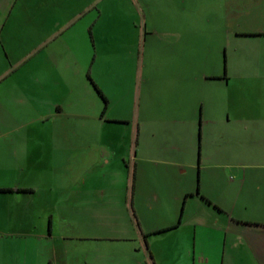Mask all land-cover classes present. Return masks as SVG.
<instances>
[{
	"label": "crops",
	"instance_id": "crops-1",
	"mask_svg": "<svg viewBox=\"0 0 264 264\" xmlns=\"http://www.w3.org/2000/svg\"><path fill=\"white\" fill-rule=\"evenodd\" d=\"M94 1L0 0V264H264V0H209L188 33L169 25L186 62L163 73L156 116L177 126L155 141L145 110L133 127L103 88L85 108L63 86L79 50L99 55L74 36ZM222 50L232 64L205 69Z\"/></svg>",
	"mask_w": 264,
	"mask_h": 264
},
{
	"label": "rangeland",
	"instance_id": "rangeland-1",
	"mask_svg": "<svg viewBox=\"0 0 264 264\" xmlns=\"http://www.w3.org/2000/svg\"><path fill=\"white\" fill-rule=\"evenodd\" d=\"M204 3H209V0L94 1L93 4L96 5L89 6L86 12L88 14L84 15L75 27L78 30L81 28L82 31H79L74 36L79 37L80 34L84 36L89 42L90 50L95 47L94 44L97 45L99 55L94 61L95 55L93 52L87 53L84 49L79 50L77 53L78 62L82 69L80 72L63 71L66 72L61 75L63 82L65 80L68 82V84H63V86L66 89H73L74 100L78 97L77 100L85 108L90 103L93 105L95 100L92 101L91 99L93 96L95 99L96 95L103 104H106L105 100L97 92L95 85L101 89L103 88L109 96L108 115L113 111L120 112L123 116L133 120L131 124L134 127L136 123L134 121L140 120V111L143 110L144 112L145 110L149 114V119L142 131L144 130L148 134L150 141H155L161 137L160 134L162 133L167 136L170 126H177V124L171 122H165V124L157 119L156 116L161 102H171V94L167 92L169 90V82H167L163 73L174 65L183 66L186 62V60L182 59L173 60L169 55L172 51L170 43H167L168 39H172L169 33L171 30L169 25H178L179 23L176 21H183L184 34H186V31L188 33L187 20L193 18V21H197L205 18L208 9L204 7L206 10H202ZM84 19H88L90 23L97 19L98 23L94 25L95 35L94 33L93 35L96 39L94 43L93 35L85 27L86 25H83ZM114 21H116L115 27L108 26ZM129 21H133L130 24L132 26L127 25ZM140 34L141 36L138 38ZM144 36H146L145 44L143 42ZM71 38L78 39L75 37ZM121 38L129 41L128 44L124 45L125 47L122 45ZM136 38L139 39L138 42H135ZM112 46L115 47V51L105 55L104 49L108 48L107 50L110 51ZM228 50V55L230 54L231 57V48ZM228 59L223 50L216 52L215 57H212L211 60H204L205 63L207 62L205 69L208 71L222 69L223 71L227 61L229 66L232 64L231 58ZM53 82L54 79L51 75L45 78L46 84H52ZM86 88L89 89L88 92ZM125 125L128 126V124L124 123L115 124L116 128H123ZM196 125L198 127L199 123ZM196 135L197 160L194 177L197 181L199 180L200 169H202L199 164V151L201 150L204 154L206 145L205 141L201 142L198 131ZM225 137H213L207 142V146L212 151H215L219 149L220 145L227 144L225 146L234 148L236 143H233L239 142L238 139H226ZM247 139V144L251 148L255 142L249 137ZM262 142L264 143V139ZM215 179L213 178L212 181L217 182Z\"/></svg>",
	"mask_w": 264,
	"mask_h": 264
},
{
	"label": "trees",
	"instance_id": "trees-1",
	"mask_svg": "<svg viewBox=\"0 0 264 264\" xmlns=\"http://www.w3.org/2000/svg\"><path fill=\"white\" fill-rule=\"evenodd\" d=\"M97 89V86H95ZM101 94V93H100ZM102 95V94H101ZM0 191H8V189H0ZM19 191V190H18ZM21 191V190H20Z\"/></svg>",
	"mask_w": 264,
	"mask_h": 264
}]
</instances>
